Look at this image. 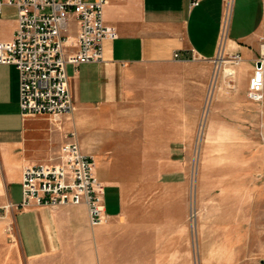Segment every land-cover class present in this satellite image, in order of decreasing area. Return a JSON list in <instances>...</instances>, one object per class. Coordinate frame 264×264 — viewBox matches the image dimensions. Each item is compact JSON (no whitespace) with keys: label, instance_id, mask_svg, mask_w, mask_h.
Segmentation results:
<instances>
[{"label":"crops","instance_id":"1","mask_svg":"<svg viewBox=\"0 0 264 264\" xmlns=\"http://www.w3.org/2000/svg\"><path fill=\"white\" fill-rule=\"evenodd\" d=\"M190 2L107 0L103 19L115 28L117 37L104 42V61L66 64L71 119L69 114L56 120L47 115L22 114L18 72L13 65L0 64V264H166V259L178 257L173 248L184 225L178 189L168 186L153 190L163 197L158 198L156 209L144 212L139 209L141 204L129 202V197L146 190L135 187L138 177L126 175L118 165L112 171H96L106 187L103 202L108 218L103 224L91 226L83 204L54 208L33 204L10 208L7 204L21 201L24 166L51 162L68 132L75 130L82 150L91 153L89 143L97 139L94 129L103 123L98 118L79 121V107L124 104L129 110L128 104L134 109L136 104L146 107L154 99H164L177 113H173L178 116L173 125L181 129L186 102L192 99L191 112L195 115L194 97L199 95L182 89L179 83L190 80L203 90L219 49L225 57L240 55L237 69L244 65L247 81L264 37V0H233L226 32L225 0H198L194 6ZM236 7L246 12L237 20ZM16 26V8L3 6L0 41L11 40ZM188 62L201 69L196 78L168 76V82L174 84L171 89L161 96L153 91L154 83L166 81L169 68ZM106 138L101 139L100 146L116 145L120 140L119 136L113 141L110 136ZM93 156L96 167V160L101 162L102 158L98 153ZM115 161L117 155L104 164ZM9 226L16 243H8ZM175 231L177 234L171 236Z\"/></svg>","mask_w":264,"mask_h":264},{"label":"rangeland","instance_id":"2","mask_svg":"<svg viewBox=\"0 0 264 264\" xmlns=\"http://www.w3.org/2000/svg\"><path fill=\"white\" fill-rule=\"evenodd\" d=\"M245 14L236 7V20ZM226 57L220 53L203 90L190 80L179 83L199 95L194 97L195 115L192 99L186 102L181 129L173 125L178 116L164 99H154L146 107L136 104L134 109L128 104L129 110L124 104L76 109L83 116L79 121L98 118L108 128L98 124L97 139L89 143V152L102 158L96 160L95 171L121 166L126 175L138 177L135 187L146 190L130 196L129 202L141 204L139 209L147 212L163 197L153 190L178 189L184 225L173 248L178 257L166 259V264H264V100L249 101L246 91L252 74L246 81L244 65L238 70ZM200 71L189 62L173 66L165 73L166 81L153 84V91L160 96L168 92L174 85L168 76L196 78ZM108 136L112 141L119 136L116 145L122 146H100ZM116 155L118 162L104 164ZM6 232L8 243H16L11 226Z\"/></svg>","mask_w":264,"mask_h":264},{"label":"built area","instance_id":"3","mask_svg":"<svg viewBox=\"0 0 264 264\" xmlns=\"http://www.w3.org/2000/svg\"><path fill=\"white\" fill-rule=\"evenodd\" d=\"M225 2L224 27L233 0ZM106 3L107 0H0V12L3 6L17 10L12 39L0 41V64L13 65L18 72L22 114L47 115L56 120L73 111L66 64L104 61V42L117 37L115 28L103 19ZM197 4L198 0L190 2L192 6ZM220 51L213 59L215 64ZM228 57L235 63L241 60L238 53ZM246 96L251 102L264 100V37L258 45ZM65 137L51 162L24 166L21 201L7 206L54 208L83 204L89 224H103L108 218L103 202L106 187L97 177L94 156L82 150L73 131Z\"/></svg>","mask_w":264,"mask_h":264},{"label":"bare ground","instance_id":"4","mask_svg":"<svg viewBox=\"0 0 264 264\" xmlns=\"http://www.w3.org/2000/svg\"><path fill=\"white\" fill-rule=\"evenodd\" d=\"M224 31H225V30H224ZM224 33H225V32H223V38L225 37ZM221 52L224 54V51H223L222 49H221L220 53H221Z\"/></svg>","mask_w":264,"mask_h":264},{"label":"water","instance_id":"5","mask_svg":"<svg viewBox=\"0 0 264 264\" xmlns=\"http://www.w3.org/2000/svg\"><path fill=\"white\" fill-rule=\"evenodd\" d=\"M257 66H259V63H257Z\"/></svg>","mask_w":264,"mask_h":264}]
</instances>
